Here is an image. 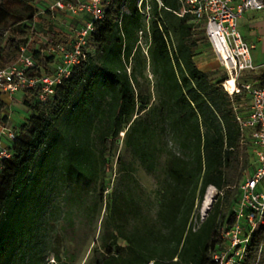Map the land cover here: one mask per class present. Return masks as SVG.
<instances>
[{
    "label": "trees",
    "instance_id": "1",
    "mask_svg": "<svg viewBox=\"0 0 264 264\" xmlns=\"http://www.w3.org/2000/svg\"><path fill=\"white\" fill-rule=\"evenodd\" d=\"M7 1L0 0V69L38 35L41 15L52 14L39 10L45 0H17L26 12ZM138 1L103 0L85 59L47 102L38 90L20 93L30 114L13 128L10 158L2 162L0 264H49L51 255L61 262L57 213L91 190L94 207L105 213L89 264H217L226 247L222 231L236 223L240 186L256 169L249 133L237 119L251 97L230 96L227 78L197 70L196 58L210 46L204 28L179 15L178 0H144L141 7ZM56 38L30 49L32 75H52L60 64L52 48L67 42ZM243 83L264 86V69ZM6 105L0 97V116ZM149 138L153 152L145 149ZM152 155L151 194L136 174ZM112 158L118 180L110 187ZM211 186L218 193L202 221L196 212ZM262 245L264 226L250 236L240 264H264Z\"/></svg>",
    "mask_w": 264,
    "mask_h": 264
},
{
    "label": "built area",
    "instance_id": "2",
    "mask_svg": "<svg viewBox=\"0 0 264 264\" xmlns=\"http://www.w3.org/2000/svg\"><path fill=\"white\" fill-rule=\"evenodd\" d=\"M144 0L138 1L141 7ZM147 1V0H146ZM103 0H54L49 9L52 14L64 12L71 18H83L71 29V39L66 44L52 48L60 57V64L52 75H32L35 62L29 55L31 41L20 50L16 63L0 69V97H13L26 91L38 90L42 103L55 95L56 88L68 78L74 66L85 59L84 48L95 22L104 16ZM161 5V0H158ZM179 15L190 14L196 26L204 28L210 50L228 79L223 83L230 96L243 93L251 97L245 114L238 115L243 132H248L253 145L256 169L247 175L240 186V199L234 208L236 223L222 235L227 240L224 250L215 256L217 264H240L247 255L250 236L264 226V86L252 83L239 84L242 74L258 70L253 51L256 44L249 43L240 30V21L246 13L264 12V0H178ZM149 7H147V11ZM51 14V15H52ZM235 89L230 90L229 79ZM123 135V134H122ZM16 137L9 119L0 116V180L2 162L10 158L6 145ZM215 201V199H214ZM206 216L203 217L202 221ZM264 251V245L260 253Z\"/></svg>",
    "mask_w": 264,
    "mask_h": 264
},
{
    "label": "rangeland",
    "instance_id": "3",
    "mask_svg": "<svg viewBox=\"0 0 264 264\" xmlns=\"http://www.w3.org/2000/svg\"><path fill=\"white\" fill-rule=\"evenodd\" d=\"M51 3L52 0H45L43 4H38V8L42 14H45L43 12L46 10V7L51 5ZM7 6L10 9L18 8L20 10H22L24 7L22 3L17 0H8ZM24 11L26 12V10ZM41 16L43 17L39 20L38 35L31 40V50H34L35 48H45L46 44L50 40L49 38L52 37L53 33L57 35V42L65 41L68 43L71 39V29L78 25V22L83 20V18H71L69 14L64 12H55L51 16ZM253 57L256 64H264V54L260 48L253 51ZM196 66L198 71L213 72V76L217 80L224 78L228 79L227 72L219 66L211 50L205 46H203L200 55L196 58ZM258 72H260L259 69L254 71L255 74ZM252 73L247 72L242 74V80H244V78L246 79V77L248 78ZM3 98L7 101V105L1 116L8 117L10 126L13 129L15 126H19L24 121V119L29 116L30 113L23 105L22 95L20 93L11 98ZM153 148V139L149 138L145 140V149L153 152ZM119 150L122 152L126 162L131 161V156L128 154L125 148L122 147V144L119 145ZM153 156L154 155H152L147 160V168L143 167L141 164H137L138 171L136 174L142 188L151 194L154 192L157 185L154 172L152 171L154 167L153 162L155 160V156ZM116 170V158H112V161L107 167V180L110 187H112L113 184L118 180ZM214 191L215 198L218 191L215 188ZM94 202L95 192L92 190L89 194L84 196V199L78 204H72L69 201L63 202L61 209L57 213L59 216L58 229L64 236L60 246L62 252V261H55L53 255H51L47 259L49 264H89V262L92 260L95 255L94 248L100 245V239L98 240V238L102 235L100 220L102 215L105 213V207L95 208ZM203 202L201 206L198 207L196 212V214L200 215L201 219H203V217L208 214V212H206V215H203ZM27 263V259L24 261L18 259L16 262V264Z\"/></svg>",
    "mask_w": 264,
    "mask_h": 264
},
{
    "label": "crops",
    "instance_id": "4",
    "mask_svg": "<svg viewBox=\"0 0 264 264\" xmlns=\"http://www.w3.org/2000/svg\"><path fill=\"white\" fill-rule=\"evenodd\" d=\"M240 30L245 40L256 44V50L260 48L264 54V12L246 13L240 21ZM256 65L259 70L264 69V64Z\"/></svg>",
    "mask_w": 264,
    "mask_h": 264
},
{
    "label": "bare ground",
    "instance_id": "5",
    "mask_svg": "<svg viewBox=\"0 0 264 264\" xmlns=\"http://www.w3.org/2000/svg\"><path fill=\"white\" fill-rule=\"evenodd\" d=\"M229 89L232 91L235 89V85H234V81L232 80V78L229 79ZM214 195H215V191H214V187H209L207 190V194L205 196V200L203 202V207H202V212L203 215H206V212L209 211V209L211 208L213 202H214Z\"/></svg>",
    "mask_w": 264,
    "mask_h": 264
},
{
    "label": "water",
    "instance_id": "6",
    "mask_svg": "<svg viewBox=\"0 0 264 264\" xmlns=\"http://www.w3.org/2000/svg\"><path fill=\"white\" fill-rule=\"evenodd\" d=\"M208 188H209V187H208ZM207 190H208V189H207ZM206 194H207V191H206ZM206 194H205V196H206ZM204 200H205V197H204ZM210 209H211V208H210ZM210 209H209V210H210Z\"/></svg>",
    "mask_w": 264,
    "mask_h": 264
}]
</instances>
